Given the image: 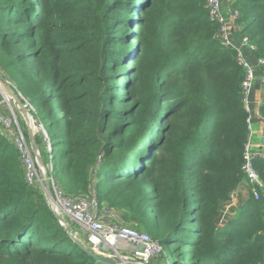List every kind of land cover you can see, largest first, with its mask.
<instances>
[{"label":"trees","instance_id":"obj_1","mask_svg":"<svg viewBox=\"0 0 264 264\" xmlns=\"http://www.w3.org/2000/svg\"><path fill=\"white\" fill-rule=\"evenodd\" d=\"M207 1L0 0V78L45 129L43 163L69 196L93 192L169 264H264V192L243 172L244 72ZM234 8L264 59V0ZM260 115L264 125V85ZM255 168L264 181V161ZM243 184L248 199L219 229ZM0 264H98L1 128Z\"/></svg>","mask_w":264,"mask_h":264},{"label":"built area","instance_id":"obj_2","mask_svg":"<svg viewBox=\"0 0 264 264\" xmlns=\"http://www.w3.org/2000/svg\"><path fill=\"white\" fill-rule=\"evenodd\" d=\"M207 7L210 17L220 25L216 40L223 47L237 51V62L244 72L242 102L248 114L249 136L244 145L243 172L249 185L264 192V181L255 168L256 160L264 161V131L260 137V144L256 146L254 143V112L257 111L261 117L260 108L255 109L253 101L256 69L233 39V31L230 29L228 18L223 12L222 0H208ZM232 19L239 22V13L236 10L232 13ZM242 45L249 47L253 52L255 50L246 36L242 39ZM257 62L264 67V59H257ZM17 94L27 112H30L29 103L19 93ZM6 101L10 102V97H7ZM0 126L4 128V135L10 139L19 152L27 182L47 195V203L50 209L75 242L84 244L90 251L99 256L114 259L116 264H155L159 261L164 253L162 245L153 240L148 233L125 225L120 213L105 204H101L93 192L80 197L69 196L53 177L51 163L47 167V172L41 174L37 167L36 155L30 149L24 133L12 116L7 117L0 111ZM38 127L44 141L49 145L45 129L41 125ZM48 147L50 148V146ZM49 153L51 154L50 149ZM260 191L254 190L253 192L256 200L260 199ZM237 193L238 189L231 193L230 203L236 200ZM227 220L229 219L225 215L222 216L219 219L218 228L225 227ZM123 245L126 247L123 248ZM128 247L131 249L129 255L124 253V251L129 250Z\"/></svg>","mask_w":264,"mask_h":264},{"label":"crops","instance_id":"obj_3","mask_svg":"<svg viewBox=\"0 0 264 264\" xmlns=\"http://www.w3.org/2000/svg\"><path fill=\"white\" fill-rule=\"evenodd\" d=\"M237 0H222L223 2V12L228 18V23L230 25V29L233 31V39L236 42V45L238 48L241 49L243 54L252 62V64L255 66L256 69V81H255V91L253 94V101L255 103V109L260 108V105L262 103V98H263V85H264V67L260 66L257 62V58L254 55V52L247 46L242 45V39L244 37L243 32H242V26L240 25L239 22H236L234 19H232V13L235 11L234 4ZM253 119H254V125H255V134H254V143L256 146L260 144V137L264 131V126L261 121V117L257 114V111L254 112L253 114ZM249 197V192L247 185H241L238 188V193H237V198L233 202H228L223 211L226 213L224 214L226 218L230 219L233 217L238 208L245 203V201ZM229 220H227V223ZM123 248L126 246L123 245ZM130 247H128L129 249ZM131 249L124 251L125 254L129 255V251ZM155 264H162L159 261L155 262Z\"/></svg>","mask_w":264,"mask_h":264},{"label":"rangeland","instance_id":"obj_4","mask_svg":"<svg viewBox=\"0 0 264 264\" xmlns=\"http://www.w3.org/2000/svg\"><path fill=\"white\" fill-rule=\"evenodd\" d=\"M0 77H1V71H0ZM6 85L8 86L9 89L17 93L14 86L10 82H6ZM6 94H7V97H10V102H7L6 101L7 99L5 98V96L2 94V92H0V96H1L0 97V105H1L0 111L4 115H7V117L12 116L14 121L15 120L17 121L20 129L22 130V132L24 133L27 139L30 149L36 155L37 167L39 168V171H41V174H43L42 172L46 173L47 167L44 165L42 157L44 153L49 152L50 148L48 147L49 145H47V143L44 141L42 137V133L38 127L39 125L36 123L35 118L30 112H26L20 107L18 102L14 99L10 90H8ZM0 128L2 129V131L4 130L2 126H0ZM253 129L254 131H256L254 124H253ZM38 139L42 142L41 147L37 146L36 144ZM243 185H246V184H243ZM41 192L45 195L43 191ZM45 197H46V200H48L47 195H45ZM225 213L226 211L225 212L223 211L222 216H224ZM124 224L130 227H133L131 223L127 222L126 218L124 219ZM135 229L142 231L139 228H135ZM159 260L162 264H169L168 261L171 260V252L168 254V259H167L168 261L165 260L164 255H162Z\"/></svg>","mask_w":264,"mask_h":264},{"label":"water","instance_id":"obj_5","mask_svg":"<svg viewBox=\"0 0 264 264\" xmlns=\"http://www.w3.org/2000/svg\"><path fill=\"white\" fill-rule=\"evenodd\" d=\"M0 83L7 87L6 83L4 81H2L0 79ZM9 89V88H8ZM14 97V99L18 102V104L20 105V107L27 112L25 105L23 104L22 100L20 99L19 95L17 93H15L14 91H12L11 89H9ZM36 147V145H35ZM52 153V151H51ZM78 244V246L89 256L91 257L95 262H97L98 264H116V261L114 259H108L102 256H99L95 253H93L92 251H90L84 244L80 243V242H76Z\"/></svg>","mask_w":264,"mask_h":264},{"label":"bare ground","instance_id":"obj_6","mask_svg":"<svg viewBox=\"0 0 264 264\" xmlns=\"http://www.w3.org/2000/svg\"><path fill=\"white\" fill-rule=\"evenodd\" d=\"M9 89L7 88V87H5V86H3L1 83H0V92H2V94L5 96V98L7 99V91H8Z\"/></svg>","mask_w":264,"mask_h":264}]
</instances>
